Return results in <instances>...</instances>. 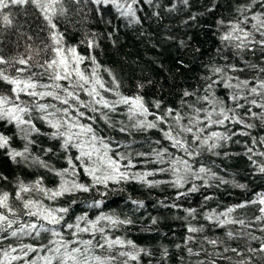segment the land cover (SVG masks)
<instances>
[{
	"label": "trees",
	"instance_id": "1",
	"mask_svg": "<svg viewBox=\"0 0 264 264\" xmlns=\"http://www.w3.org/2000/svg\"><path fill=\"white\" fill-rule=\"evenodd\" d=\"M118 2L126 8L131 0ZM173 3L176 4L175 11H166ZM250 3L251 0H189L184 6L178 0H153L152 5L140 0L138 5H132L140 23H130L133 18L121 15V10L113 3L97 5L93 0H80L79 3L63 0V14L57 5L52 15L55 29L35 5H10L3 9V13L12 20L11 25L0 27V55L10 61L0 65L6 69V75L27 79L30 73L42 72V68L34 66L29 71L18 73L16 69L24 66L15 61L31 57L29 65H33L37 61L44 63L54 58L52 47L55 45L51 37L56 33L62 37L61 47L65 50L74 47L79 55L86 58L79 64V69L89 76L87 83L79 81L82 87H73L78 81L75 73L69 81L34 75L32 79L38 85L36 91H53L59 94L60 99H39L21 94L22 104L31 107L38 101L50 107L47 112L33 110L30 117L24 114V119H31L40 130L29 137L34 143L29 145L28 161L18 162L20 158L13 161L7 150L0 149V176L6 177L0 180V194H9L8 205L15 216L4 211L9 219L18 221L9 233L25 223L56 227L63 232L65 239L92 240L94 247L89 254L115 256L111 264H120L122 259H126L120 257L119 252L134 250L127 245L102 249L95 247L97 241L104 243L105 238L131 240L150 253L141 254L139 264H264V254L257 252L256 258L249 259L251 254L248 251L264 245V212L260 211L264 205L258 203L264 198V173L260 171L264 167V156L260 155L264 153V116L260 115L264 109L250 103L256 100L257 104H264V90L259 87L264 81V72L259 71L264 68V44L252 42L260 41L262 37L253 28L256 21L251 19L253 15L264 19V0H256L250 11L242 16L237 7ZM154 12L159 16H154ZM245 17L248 18L246 23L243 22ZM233 24H238L243 31H233ZM243 33L252 35L245 39ZM228 34L233 36L232 40L221 39ZM242 41L243 46L237 48L236 45ZM217 67L223 72L214 74L213 69ZM233 67L242 71H234ZM93 71L95 76L91 75ZM237 77L239 81L249 80L250 83L244 88L224 86L228 83L236 85L239 82ZM97 78L103 83V88L95 83ZM44 84L50 87L41 88L40 85ZM56 84L61 87L56 88ZM11 87L0 81V94L12 95L9 92ZM252 87H257L261 95L250 93L248 90ZM186 91L195 93V96H184ZM69 92L73 96H69ZM233 94H239L238 102L230 99ZM206 95L217 101V110L219 107L233 109L228 115L235 119L225 121L224 125L205 127V113H199L204 120L200 127H205L200 134L201 139L211 132L222 133L228 139L217 140V147L210 151L207 147L200 148V154L193 158L173 147L164 137L163 131L174 124L172 118L168 117L166 123L155 118L163 116L166 109H173L174 115H191L188 104L211 112L212 104L197 99ZM137 96L142 98L148 110L145 115L139 109L120 102L122 97ZM64 99L68 100L67 104L62 103ZM105 101L110 107L104 106ZM237 103L243 107H237ZM157 104L159 108L155 107ZM41 116H47L54 123L68 121L75 124L71 129V134H74L71 145L65 148L64 138L53 136L57 129L39 119ZM212 119H217V116L213 114ZM141 121L145 124L155 122L157 127H136ZM180 123L188 125L189 121L184 119ZM88 127L92 128L91 133L86 131ZM66 130V126H62L59 132ZM0 133L11 138V148L23 150L26 141L14 123L0 120ZM186 138L192 139L190 135ZM162 151L161 163L156 154ZM81 152H89L91 156L81 157ZM181 157L192 165L191 172L186 171L183 165L170 163ZM35 158L46 162L49 167L34 163ZM109 160H117L120 170L127 171L129 175L155 174L147 177L150 184L135 180L97 183L89 171L96 169L97 176L107 175ZM173 167L180 171L173 172ZM200 167H204L206 172L199 173ZM161 168L166 171L160 172ZM58 172L61 175H57ZM178 177L182 186L175 184ZM38 180L39 185L36 184ZM73 182L87 186L89 191H73L49 198L51 191L58 190L61 184L71 187ZM21 184L29 191L21 192ZM193 187L196 191L191 190ZM17 195L21 199H17ZM98 201L102 202L99 208L95 206ZM25 202H31L34 205L31 211L36 212L67 207L69 212L65 221L75 224L77 217L84 216L86 221H79L80 227L91 228L89 222H96L97 230L95 234L89 231L71 236L69 230L61 225H49L39 216L25 215L29 211L22 207ZM240 204L246 206L236 207ZM229 208L235 211L228 216L221 215ZM193 209L194 212L191 211ZM101 215L130 220L131 223L112 225L107 220L97 221ZM209 216L212 219H208ZM257 217L261 219L257 220ZM226 219L243 220L244 224L220 223ZM101 228L104 229L102 233L98 231ZM189 228L198 231L189 232ZM4 235L7 239H0V264H28L45 252L29 253L24 260L6 259L3 253L16 248L17 252L12 255H22L19 249L23 245L37 246L47 243L49 238L55 239L45 232H41L39 240L29 235ZM165 249L167 253L163 254ZM129 264L138 262L129 261Z\"/></svg>",
	"mask_w": 264,
	"mask_h": 264
},
{
	"label": "snow or ice",
	"instance_id": "2",
	"mask_svg": "<svg viewBox=\"0 0 264 264\" xmlns=\"http://www.w3.org/2000/svg\"><path fill=\"white\" fill-rule=\"evenodd\" d=\"M75 3H79L80 0H73ZM145 2L149 5L153 4V0H145ZM178 2L184 6H187L189 3V0H178ZM256 0H251V3L248 5H244L242 7H237V11L243 16L245 12L250 11L251 5L254 4ZM93 3L97 5H107L108 3H113L115 7L121 10V15L125 17H132L133 19L130 20V23H140V20L138 17H136V10L133 8V4H139L140 0H131V3H127V6L125 8L124 5L120 4L118 0H93ZM32 4L35 5L43 14L45 19L48 21L51 28L55 29L56 24L52 23V15L55 14L56 6L60 5V12L63 14V0H0V27L5 25H11L12 20L9 18L8 14L3 13V9H7L11 6H24ZM176 9V4L173 3L171 7L167 8L166 11L173 12ZM154 16H159L158 13L154 12ZM192 19H195V16L192 17ZM247 17L244 18V23L247 22ZM252 20L256 21V24H253V28L260 34L262 39L260 41H252L255 43L264 44V19H261L260 16L253 15L251 17ZM220 23H223L221 21ZM233 31H240L243 30L239 28L238 24L232 25ZM245 39H247L249 36H251V33H243ZM238 38V37H237ZM53 41L52 52L55 53V57L45 61L44 63H39L38 61L33 64L29 65V58H19L15 61L16 64L23 65L24 67H19L16 69L18 73H23L26 71H29L31 67H40L43 69L42 72L36 74V73H30L27 79H21V78H10L8 75H6V69L3 67H0V81L5 82L7 85H11L12 87L9 89V92L12 93V95H3L0 94V120L12 122L15 124V126L19 129V132L22 134L21 138L26 141L24 144L23 150L19 151L14 148H11L10 145V137L5 136L4 134L0 133V149L7 150V154L10 159L13 161H17V158H20L18 162H26L29 159V153L30 148L29 145L33 144L34 141L31 140L29 137L33 133H39V129L36 128L35 124L32 123L31 119H24V114H28L29 117L31 115V112L33 110H36L38 112H47V109L50 107L48 104H40L35 103L31 107H29L27 104H22L20 102V96L21 94L27 95L29 97H38L39 99H43L45 97H53L54 99H60L59 94L55 93L53 91H36L37 89V83L33 81L32 77L34 75H39L41 77L47 76L49 79L60 81L65 80L69 81L71 77L73 76V73H75V76L78 77V81L73 85L82 87L83 85L79 84V81H83L87 83L89 81V76H86L84 72H82L79 69V64L82 63L86 58L79 55L77 53L76 48H68L65 50L63 47H61V39L62 37L57 35L56 33L52 34L51 37ZM224 41H230L233 39V36L231 34L224 35L221 38ZM183 43V42H181ZM91 47V45H89ZM243 46V41L241 44H237L236 47L240 48ZM87 59H93L92 57H87ZM10 61L6 60L4 56L0 55V65H6L9 64ZM75 64L76 67L73 68L72 65ZM255 67V66H251ZM234 71H242V69H235L233 67ZM260 72H264V68L259 69ZM222 68H214L213 73L218 74L222 73ZM95 71L92 72V76H95ZM231 79V78H229ZM239 81V78H236ZM96 84H99L101 88L104 87L103 83L97 78L95 81ZM213 83H216V81H213ZM250 83L249 80H242L239 81L236 85H233L231 83L225 84L224 86L226 88H244L247 87V85ZM41 88H49L50 85L44 84L40 85ZM56 88H60L61 85L56 84ZM209 89L211 88V85L208 86ZM259 87L264 90V81H262L259 85ZM95 91V88L93 89ZM250 93L261 95V93L257 92V87H252L248 90ZM91 94V93H90ZM69 96H73L72 92L68 93ZM184 96L193 95L195 96V93H189L184 92ZM198 101L200 102H206L213 105V109L211 112H209L207 109H201L196 108L192 104H188L187 107L191 110V115L186 114L185 116L180 115H174L173 109H166L165 114L163 116H157L155 119L156 121H159L161 123H166L168 117H171L174 121V124L169 127L167 131H163L164 137L172 143L173 147L181 149L187 156L195 158L200 154L199 149L207 147V149L210 151L211 149L217 147L216 141L219 139H228V137L224 136L222 133L219 132H211V134L201 139V133L204 132L205 127L209 125H224L225 121L235 119L234 117H230L228 115V112L234 111L233 109H227L225 110L224 107H219V110L215 107L217 104V101L215 99H209V96H203L198 97ZM233 101H239L240 96L239 94H233L230 97ZM121 103L130 105L133 109H139L140 113L142 115H145L148 113V110L145 108L142 98L137 96L134 98L129 97H122ZM62 103L67 104L68 100L64 99ZM252 105H255L259 108L264 109V104H257L256 100H252L250 102ZM105 107H110V105L105 101L104 102ZM155 107L159 108V104L155 105ZM237 107H243V105H240L237 103ZM250 111V109H249ZM204 112L205 117L204 119L207 120V124L205 127H200L201 124H204V120H202L199 116V113ZM65 114L67 115V110H65ZM215 114L217 116V119L213 120L212 116ZM82 115V114H81ZM253 116H256L257 113H252ZM261 116H264V112L260 113ZM39 119H42L46 121L52 128L57 129V132H54L53 136H60L64 138V147L67 148L71 145L73 140V135L71 134V129L75 127L76 125L73 123H69L68 121L64 122H52L48 119L47 116H41ZM187 119L189 121L188 125H182L180 121ZM236 122H241L237 120ZM190 125V126H189ZM62 126H66L65 132H59V129ZM248 127H251V125H247ZM138 128H156L157 123L155 122H149L145 124L143 121H141L139 124L136 125ZM194 128L196 129L194 131ZM87 132L91 133L93 130L91 127H88L86 129ZM121 131H124V129H121ZM175 133V134H173ZM191 136L192 139L189 141L186 137ZM95 139V137H93ZM212 141V143H209V141ZM77 147H81L80 145H75ZM47 151H51V149H48ZM166 151V150H164ZM164 152L157 153V157L159 159V162H163ZM81 157H90L91 153L89 152H81ZM142 155V154H140ZM260 155L264 156V153H260ZM121 159H128L127 157H121ZM34 163L39 164L42 167L48 168L49 165H47L46 162L40 160L39 158L34 159ZM172 164H180L183 165L186 171L191 172L192 171V165L189 163L187 159L184 157H181L179 160H173L170 161ZM109 166V173L107 175H96V169H92L89 171V175L93 176L94 180L97 183L104 184L108 180H135L142 183H149L147 180V177L154 175V172H145L143 174L140 173H133L129 175L127 171H121L119 167V163L117 160H109L108 161ZM127 167V165H125ZM51 170V169H50ZM173 172H179V168L173 167L171 169ZM160 172L166 171V169H159ZM260 171L264 173V167L260 168ZM199 173H205L206 169L204 167H200L198 169ZM57 175H61V173H56ZM195 175V173H194ZM6 179V177L0 176V180ZM160 183V182H156ZM37 185L40 184V181L38 180L36 182ZM176 186H182L181 178H177L175 181ZM243 187V185H241ZM41 191H44V189H40ZM192 191H196V188L193 187L191 189ZM20 191L21 192H27L29 191V188L24 185H20ZM73 191H89V188L83 184H78L73 182L71 187H68L66 183L61 184L59 189L56 191H51V195L49 196L50 199H54L56 197L62 196L66 193H72ZM183 195V194H182ZM17 199H21L18 195L16 196ZM9 200V194L3 193L0 194V239H7V236H5V233L10 234L12 237H19L20 235H29L34 236V239L39 240L41 236V232L48 233L50 237H54L55 239L49 238L47 240V243H43L37 246L34 245H23L19 251L22 253V255H12V253L17 252L16 248H11L10 251H6L3 253L4 257L9 260H24L29 253H38V252H45V255L43 256H36L34 259H31L28 264H111V261L114 260L115 256H109V257H102L100 255H90L93 251V243L92 240L87 241H76L74 239H65L64 234L62 231L57 229L56 227H44L43 224L37 225L36 223L31 224H20L18 229H14L9 233V229H13V225L17 224L18 221L14 219H9V216L5 214L6 210L7 212H10L15 216V213L13 212L12 208L8 205ZM74 202V201H73ZM102 202H96L95 206L99 208L101 206ZM133 204H139L140 207H142V203L137 201H132ZM256 203V202H252ZM259 204L264 205V198H261L258 201ZM34 205L31 202H25L23 203L22 207L24 209H29L25 213V215L28 216H39L43 220L47 221L49 225H61L63 228H66L69 230V233L71 236H76L81 232H89L93 231V234H95L96 229V222H89L91 223V228L89 227H80L79 221H86V218L84 216L77 217V223H68L65 221V215L69 212V208L67 207H61L55 210H48L44 209L41 212L31 211V208ZM246 205L240 204L236 207L243 208ZM191 211H195L194 209ZM235 211L234 208H229L227 212L222 213L221 215L228 216L229 213ZM261 212H264V208L260 209ZM63 214V215H62ZM191 214V213H190ZM208 219H212L211 216L207 217ZM218 219V218H217ZM261 219V217H257V220ZM100 220H107L112 225L117 224H130V220H118L114 219L112 216H106L101 215L97 218V221ZM155 223V219L152 221ZM221 224H228V223H239L241 225L244 224L243 220H224L220 221ZM101 233L104 231L103 228L99 229ZM189 232H196L198 229L196 228H189ZM229 236L232 235L231 232L228 233ZM211 243L215 244V241H211ZM76 244L77 246L73 247L72 245ZM79 245H83L82 248ZM116 245H120L121 247H124L127 245L134 251H121L118 253L120 257H125L126 259H122L120 261V264H129V261H137L139 264L140 255H150L147 249L139 248L137 245H135L131 240L124 241L121 239H115V240H109L107 238L104 239V243H100L97 241L95 247L99 248H107L111 249ZM2 247V245H0ZM189 251H191L189 249ZM235 251V249H233ZM250 257L249 259H254L257 257V252L260 254H264V245H262L259 249H249ZM167 253V249L164 250L163 254Z\"/></svg>",
	"mask_w": 264,
	"mask_h": 264
}]
</instances>
